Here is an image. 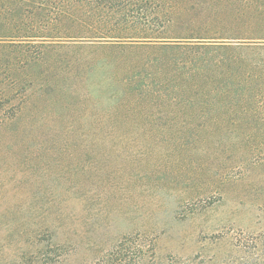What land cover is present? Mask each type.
Here are the masks:
<instances>
[{
	"label": "rangeland",
	"instance_id": "rangeland-1",
	"mask_svg": "<svg viewBox=\"0 0 264 264\" xmlns=\"http://www.w3.org/2000/svg\"><path fill=\"white\" fill-rule=\"evenodd\" d=\"M152 3L137 42L0 0V264H264V0Z\"/></svg>",
	"mask_w": 264,
	"mask_h": 264
},
{
	"label": "trees",
	"instance_id": "trees-1",
	"mask_svg": "<svg viewBox=\"0 0 264 264\" xmlns=\"http://www.w3.org/2000/svg\"><path fill=\"white\" fill-rule=\"evenodd\" d=\"M28 10L34 12L30 13L32 17L37 18L48 9L49 19L47 26H54L55 24L70 23L77 25L78 28L93 27L95 33L88 36L93 39H138L142 40H158L163 39L162 32L159 30L164 29L167 24H170L171 18H166L167 15H161L153 8L152 0H29ZM133 13L135 15H133ZM168 17V16H167ZM34 23L35 20H32ZM141 27L140 34L135 36H122L121 32L127 30V26ZM159 27V28H158ZM36 24L28 26L30 33L38 30ZM47 29V27H46ZM156 32V35H151L148 32ZM31 38V37H29ZM145 42V41H142ZM151 42V41H149ZM163 47L171 48L172 44L164 43ZM34 241L31 246L34 251L26 254L27 264H56L58 262V252L50 249L54 244L48 243L45 245V237L49 233L41 232L35 233ZM140 252V250H138ZM54 253H57L54 255ZM117 262L115 264H129L132 257L136 255V250H125L117 253Z\"/></svg>",
	"mask_w": 264,
	"mask_h": 264
}]
</instances>
